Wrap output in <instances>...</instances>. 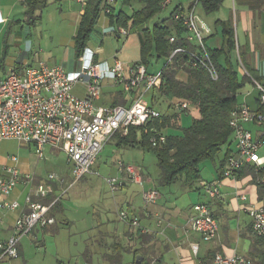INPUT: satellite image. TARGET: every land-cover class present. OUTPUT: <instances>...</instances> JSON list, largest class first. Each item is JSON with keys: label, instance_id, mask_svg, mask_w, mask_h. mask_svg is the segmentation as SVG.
Here are the masks:
<instances>
[{"label": "built area", "instance_id": "1", "mask_svg": "<svg viewBox=\"0 0 264 264\" xmlns=\"http://www.w3.org/2000/svg\"><path fill=\"white\" fill-rule=\"evenodd\" d=\"M83 2V0H77ZM177 0H162V9H167ZM116 0H107L105 13L109 14ZM176 20L183 23L188 30L191 42L202 48L194 66L207 68L213 80L219 79V73L204 47L205 34L209 30L202 26L194 9L185 10L182 5L176 8ZM126 34L127 30H123ZM171 42L175 38L170 39ZM177 49L174 55L183 52ZM91 54H90V53ZM88 53V54H87ZM82 66L78 71H66L62 66H49L41 63L37 68L20 66L11 68L6 77L0 76V143L5 140H16L26 145H33L39 159L45 157V149L51 147L65 155L74 182L91 172L99 154L107 142L118 132L127 136L131 127H146L151 120L160 117V113L151 109L144 98L145 93L161 84L160 73H148L144 65H134L126 72L125 64L114 59L112 64L96 62L95 55L85 50L81 57ZM110 79L121 86L127 93L141 91L129 107H100L95 105L102 94V81ZM259 92V102L264 106V84L253 80ZM86 85V98H78L73 94L75 84ZM188 102L177 107L187 108ZM253 124L262 129L261 136L255 137L247 128ZM230 127L235 140V152L228 158L223 177H231L247 165H252L259 173L264 168V112L252 109L246 104H239L231 113ZM147 132V129H146ZM164 134L152 136V146L166 143ZM17 161V158H12ZM119 175L107 179L113 193L130 184H139L144 188V180L138 167L123 161L117 163ZM33 176L22 174L16 167L5 169L0 178V223L7 211L16 210L20 203L10 200L19 184H33ZM264 183V175L258 177ZM220 181L201 182V188L210 199L222 196ZM64 180L56 174H50L45 183L34 185L26 199V211L16 220L12 234L4 238L0 234V264L20 259L19 246L23 238L31 235L39 226L46 228L55 224L51 211L65 193ZM62 186V192L49 204L41 202L55 193L56 186ZM142 198L145 206L155 205L160 193L154 188L144 189ZM242 200H246L242 196ZM244 211L251 218L252 233L257 239H264V206L245 207ZM119 217L128 223L131 232L138 229L141 234H148L149 229L143 227L139 217H131L127 210H121ZM162 218L157 225L161 226ZM188 230L201 235L206 242L217 241L220 237V224L212 215L209 206L197 203L193 206V214L187 220ZM195 254L199 246L194 245ZM150 264H157L155 260ZM213 264H257L250 257L234 253L230 256L217 255Z\"/></svg>", "mask_w": 264, "mask_h": 264}, {"label": "crops", "instance_id": "2", "mask_svg": "<svg viewBox=\"0 0 264 264\" xmlns=\"http://www.w3.org/2000/svg\"><path fill=\"white\" fill-rule=\"evenodd\" d=\"M61 1L62 0H50V3H60ZM84 2L85 0H83V2L68 0L67 3V6L70 7V11L73 12L72 20L78 24V28L82 18ZM197 3L201 4L199 0H197ZM197 3L190 2L188 6L189 8H186L182 0H177L167 9L173 6L170 12L171 14L179 5H182L187 11L194 9L196 13ZM228 5L232 6V9L230 8V10H234L230 17L231 19L229 17L219 18L215 21L214 26L213 24L208 25L206 21L202 20L200 16L196 14L200 18L202 26L209 30V33L205 34L204 37V39L207 40V47L212 50H219L222 48L223 28L222 25L217 22L233 20L237 40L236 49L232 53V63L235 70L240 76L247 73V70L240 59V48L245 54V65L248 68H251L257 76H259L262 82H264V0H225L221 8L229 9ZM114 6L119 10L121 8V2H117ZM138 8H140V5L134 4L133 7L127 8L126 12L128 11L127 13L131 15L134 10H137ZM167 9H164L163 11ZM202 9L207 15L208 13H206L204 8ZM26 10L27 0H0V76L2 77H6L11 68L20 66L37 68L41 64V62L32 61V45L30 44V39L32 36V29L39 24L45 10L42 12L41 18L38 19L35 24L28 22ZM100 19H103L102 26L97 24L98 27H96V32L98 31L100 34L95 33L100 37L102 36V41H99L93 36L95 33H92L85 48V50H90L95 55L97 62L112 64L115 58L119 59V53L114 54V56L112 55L110 58L103 56V40H105L106 36L111 33L114 36H117V38H121L123 35L128 38L130 33L135 31L138 35L141 48V35L146 27H149V24L130 30L123 27H113L110 24L108 14L105 13L104 5L98 23ZM123 30H127V33L124 34ZM77 31L73 36V50L75 45L74 38ZM22 32H25L24 43L20 44L19 49H22L23 47L27 48V51L21 50L18 55H15L13 59L8 62V49L5 48V43L19 42ZM83 55L84 52L77 59L75 54V61H72V64H70L68 69L63 65L58 64L56 66H62L66 71H78L82 66L81 57ZM220 60L222 64L225 63L224 58ZM160 62L162 63V66H160ZM47 65L54 66L51 64ZM134 65L135 64L125 65L126 72H128ZM163 65V61H154L151 73L157 74L161 72ZM180 78L183 81H187L188 74L182 72ZM248 87H253L252 89L257 91L256 98L253 96L254 90H249ZM140 93L141 91L127 93L121 86L114 84L112 80L105 79L102 81V94L100 98L95 101V105L100 107H129L133 104L134 99ZM73 94L78 98H86V85L82 82L75 84ZM146 95H144V98H146ZM240 95H244V97L242 100L238 97L239 104H246L252 109L258 110L259 92L253 84H246V86L239 92V96ZM247 128L254 133L256 138L261 136V128L256 127L253 124H248ZM164 132L168 133V130H164ZM113 137L110 139V142L115 139V145L117 147L133 149V152H136L135 155L144 159L142 147L120 145L118 137ZM28 146L34 147L33 145ZM231 149L234 153L236 150L235 144H233ZM46 153L53 154L56 153V150L47 147L45 149V155ZM12 158H10L11 163L5 166L6 160L0 153V178L5 175V169L7 167L13 166L19 169L22 174L32 175L34 180L33 184H19L11 195L10 200L18 201L20 207L16 210H9L4 213L3 221L0 223V234H2L4 238H7L12 234L16 220L26 211V199L27 196L31 194L34 185L45 183L47 181V177H43L38 171L32 172L29 166L23 164L20 166L17 157V161H13ZM222 161L223 158L219 161L214 160L209 168L208 164H205L207 165V172L210 171V173L208 176H205V178L202 176V180L200 181V183L203 181L211 183L218 181L221 182L220 187L222 196L217 199H210L201 188L200 183L197 186L198 191L189 190L182 182H178L172 186H164L160 180L161 174L158 178L154 179L144 175L141 169L138 168L141 176H144V179L146 180L145 186L143 188L139 184L134 183L122 187L119 191L132 188L133 185H137L136 187L139 186L140 188H138V194L135 196L133 194L131 197H128V195L120 194L119 200L122 204L120 206V211L127 210L131 217H139L142 226L149 229V233L141 234L138 229L131 232L128 223L122 221L120 217L119 220H114V215H108L110 210H114V206L109 204L106 211L103 213V216L98 217L97 223L88 233L89 236H92L93 234L94 241H85V247L88 252L85 253L86 259L83 264H136V257L139 255L144 258L142 264H150L153 260H155L157 264H213L214 258L217 255L230 256L235 252L240 254L239 245L240 237L242 235L250 239L252 250L255 244H257L258 239L255 238L252 233L251 218L244 211V208L263 207L264 191L261 190L255 176L251 174L250 171L248 172V167H253L252 165H247L231 177H223ZM65 177L66 178H62L64 180V187H66L69 181V176L67 175ZM62 188L63 187L60 185L56 186V192L58 195L61 194ZM150 188L159 191L160 199L155 205L145 206L142 192L144 189ZM242 196H245L246 200H242ZM197 203L207 204L212 215L218 220L220 224V237L217 241L206 242L202 239L200 234L188 230L187 220L193 214V206ZM59 211H61V203L55 209L54 218ZM158 218L163 219L161 226L157 225ZM194 245L199 246L197 254H195L193 250ZM18 260H10L2 264H20ZM61 263L65 264L64 262Z\"/></svg>", "mask_w": 264, "mask_h": 264}, {"label": "trees", "instance_id": "3", "mask_svg": "<svg viewBox=\"0 0 264 264\" xmlns=\"http://www.w3.org/2000/svg\"><path fill=\"white\" fill-rule=\"evenodd\" d=\"M224 1L199 0L208 14L218 11ZM117 2H121V8L119 10L115 6L111 8L108 14L110 24L113 27H123L128 30L148 25L164 10L161 6L162 0H116V4ZM105 3L106 0H85L81 22L74 38L77 59L83 54L92 33L96 32L103 5L106 7ZM49 4L50 0H27L28 22L35 24ZM134 4L140 5V8L129 15L126 9L133 7ZM175 12L176 9L162 22L146 27L141 35L140 61L136 63L144 65L147 72L151 73L154 61L164 62L159 72L161 84L145 93L148 97V106L158 111L160 117L151 120L146 127H131L127 136L119 132L114 136L118 137L120 145L140 146L156 152L162 185L172 186L182 182L189 190L198 191L197 186L202 180V164L207 160L214 161L219 154L223 153L224 169L228 158L233 154L231 148L235 140L230 127V118L232 111L239 105V92L248 83L254 85L253 80L262 84L264 82L245 65V54L240 48V59L247 73L240 76L235 70L232 53L236 49L237 40L233 20L217 22L223 28L221 49H209L207 40L204 39L206 53L217 68L219 79L213 80L206 67L194 66L196 58L193 55L200 56L202 48L189 40L188 30L182 22L176 20ZM172 37L175 38L174 42L170 41ZM177 49L184 51L174 55ZM222 58L225 59L224 64L220 62ZM95 61L97 62V59ZM182 72L188 74L187 81L180 78ZM166 101L168 105L162 110ZM182 102H188L189 106L178 108L177 105ZM258 111L264 112V106L259 100ZM189 115H193L194 118L189 127L183 128V135L164 132V130L181 129L182 117ZM159 133H165L167 141L154 147L150 139ZM248 168V172L250 171L256 179L264 175V168L259 173L255 172L254 167ZM257 183L264 191V183ZM57 196L59 195L55 191L41 202L49 204ZM59 204L60 200L50 213L52 217ZM250 257L257 264H264V239L257 240Z\"/></svg>", "mask_w": 264, "mask_h": 264}, {"label": "rangeland", "instance_id": "4", "mask_svg": "<svg viewBox=\"0 0 264 264\" xmlns=\"http://www.w3.org/2000/svg\"><path fill=\"white\" fill-rule=\"evenodd\" d=\"M182 1L186 8H189L190 2L197 3V0ZM67 3L68 0H62L60 3L51 2L43 12L39 24L32 29L30 39L32 61L51 65L59 64L63 65L66 69L69 68L73 60L75 61L72 47L73 36L77 31L78 24L72 20L73 12L70 11ZM228 6L229 9L221 8L219 11L206 15L202 9V5L197 3L196 14L206 21L208 25L213 24L214 26L215 21L219 18L231 17L234 10H230V8L232 9L231 5ZM172 8L173 6L152 19L149 27L165 20ZM186 8L184 9L187 10ZM102 21L103 19H100L99 26H102ZM96 33L93 36L102 41V36L100 37ZM24 35L25 32H22L19 42L5 43V48L8 49V62L15 55H18L21 50L27 51V48L22 47V49H19L20 44L24 43ZM103 41L104 57L110 58L112 55L114 56V54L119 53V60L126 66L128 64H136L141 57L140 43L135 31H132L128 38L124 35L121 38H117V36L111 33ZM160 66H162L161 62ZM252 88L248 87L249 90ZM253 96L254 98L257 97V91H253ZM243 97L244 95H240V100ZM167 105L168 102H164L162 110ZM193 115L182 117L180 122L181 129H170L168 133L183 135V128L191 125L194 118ZM0 144V153L6 160L5 166L10 164V158L15 156L19 159L20 166L22 164L29 166L32 172L38 171L43 177L48 178L50 174H56L61 178L69 176L65 193L60 200L61 211L57 212L55 217L56 224L47 226L46 228L37 226L31 235L21 241L19 246L21 257L18 260L20 264H60L61 262L65 264H83L86 259L85 253L88 252L85 247V241H94L93 234L89 236L88 233L97 223L98 217L103 216L106 208L109 204H112L114 210H110L108 215H114V220H119L120 206L122 205L119 200L120 194L128 195V197L138 194V188L140 187H136L137 185H133L132 188L117 193L111 191L107 179L116 178L119 175L117 163L123 161L134 165L141 169L144 175L154 179L158 178L161 174L158 156L155 151L149 148H142V153H144L143 159L135 155L136 152H133V149L117 147L115 139L107 142L91 172L76 183H73L74 178L70 173V168L66 163L63 153L59 151L53 154L46 153L43 159H39L32 146L15 140L2 141ZM261 153H264V149ZM222 158L223 153L219 154L215 160L219 161ZM205 164H208L209 168L210 164H213V160H207L203 163L201 173L203 178L210 173V171L207 172V165ZM143 180L145 184L146 180L144 176ZM240 238V254L246 257L251 256L252 246L250 239L244 235ZM252 260L254 261V259Z\"/></svg>", "mask_w": 264, "mask_h": 264}, {"label": "water", "instance_id": "5", "mask_svg": "<svg viewBox=\"0 0 264 264\" xmlns=\"http://www.w3.org/2000/svg\"><path fill=\"white\" fill-rule=\"evenodd\" d=\"M143 259H144V258H143L142 256H140V255L137 256V257H136V264H142V262H143L142 260H143Z\"/></svg>", "mask_w": 264, "mask_h": 264}]
</instances>
